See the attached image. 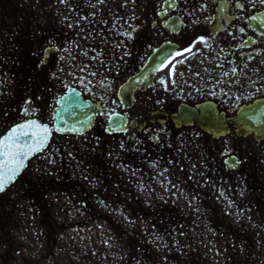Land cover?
<instances>
[{"label": "flooded vegetation", "instance_id": "obj_1", "mask_svg": "<svg viewBox=\"0 0 264 264\" xmlns=\"http://www.w3.org/2000/svg\"><path fill=\"white\" fill-rule=\"evenodd\" d=\"M237 2L244 5L243 9L236 7ZM169 3H173V0H169ZM169 3H166V8L171 13L163 15L162 13L166 8H161L160 14L155 15L148 27L140 28L143 34L151 35L155 31L162 32L165 30L163 29L165 21L174 16L181 18L185 23V30L174 36L175 42L181 46H186L190 42H194L196 38L204 36L207 40V46L202 43L203 48L199 46L201 43H195L193 49L196 55L189 57V63L182 66V69L176 70V74L183 73L180 81L183 88L181 92L178 89L172 91L177 86L180 76L175 74V85H173V77L170 76V71H167L157 78L153 88L147 92L136 94L134 106L127 111L129 123L134 120L135 115H141L135 121L136 127L126 134L128 142L126 149L130 155L134 153L136 148L145 154L161 153L174 147L180 136H193L191 128H178L172 119L176 112L180 93L183 95L184 101L194 104L201 98L198 93L203 91L202 94L206 99L214 101L219 110L228 115L238 108V104L244 103L242 97L246 100L245 102L256 97V91H251L250 88H259L255 75L245 81L246 73H252V68H254L255 73L256 66L264 57V43L261 41L263 37L249 29L248 22L251 20L249 19L251 16L259 15L264 11V4H261L259 0H187V2L175 0L174 7H169ZM26 5L31 11L21 10V14H27V19L31 23L28 31L22 33L26 39L24 47L30 45V42L35 39V26L39 24L37 18L34 17L35 2L29 1ZM24 8L19 0H0L1 34L8 29L10 20H14L11 29L17 25L19 9ZM194 20L198 22L193 23ZM219 25L223 31L213 33L212 31ZM39 27H37L38 31ZM240 28H244L245 31L241 33ZM13 31L7 33L11 42L18 37ZM42 35L47 38L52 37V34L49 33H42ZM58 36L61 37V34ZM8 51L18 52L19 49ZM137 52L135 50L134 54L136 55ZM2 53L3 44L0 42V56ZM196 58L202 63L197 64ZM234 67L237 68L235 74L231 71ZM225 72L229 75L224 76ZM197 73L199 74L197 75ZM242 78L243 81H241ZM161 79L166 81V85L159 83ZM237 80L240 81L239 85L235 83ZM253 81L256 83L253 84ZM169 86H171L170 92L168 91ZM187 87L188 90L185 92L184 88ZM157 110L161 112L160 118L163 119V122L158 119H155L154 122L150 121L151 114ZM143 121V127L139 128Z\"/></svg>", "mask_w": 264, "mask_h": 264}, {"label": "rangeland", "instance_id": "obj_2", "mask_svg": "<svg viewBox=\"0 0 264 264\" xmlns=\"http://www.w3.org/2000/svg\"><path fill=\"white\" fill-rule=\"evenodd\" d=\"M23 78L24 74H22L17 84L21 82ZM104 85H107V83H104ZM23 95H27L33 99L36 96H39L41 98L40 101L35 103V105L39 108H42L48 101L44 94H32L26 91ZM28 107L31 112V106ZM0 113L7 112L5 111ZM0 117L5 118L6 116L1 115ZM240 142L246 150L252 149L251 146H253V141L245 139ZM251 152L256 156L254 162L255 166L263 169L264 163L263 166L260 165L257 154H263L264 159V144L262 147L258 146L256 150H252ZM186 155L191 157L193 156L192 153H186ZM183 157L185 158V156ZM67 163H69L68 160ZM77 166H79V163ZM188 171L189 177L193 178L192 168L188 169ZM194 180L195 181L193 183L191 182L188 185L189 188L193 189L195 192L200 191V196L195 197V200H193L190 197V194L187 193L185 180L184 185L181 186L183 188L179 191L174 189L171 192V186L168 181L163 185V192L159 190L156 185L152 186V192H156L158 197L164 198L163 200L168 199L172 202L179 203L192 212L191 226L188 228L179 230L178 232L160 234L161 236L157 234L155 237V233H143L145 238L150 241L149 244L159 254L160 258L157 261V264H171L169 257L176 254L188 259L203 258L210 264H227V261L230 260V254L234 250L228 244L223 243V241L226 240H220V235L224 234L225 236L226 234L215 232L206 222L205 215L200 213L202 211L197 210L195 207L196 203H198L199 207L207 202L214 205L221 213L220 218L226 221V224L231 226L228 234L233 235L234 231L235 234L238 235V248L236 250V252H238V264H242L246 261L248 264H259L261 260H264V244H261L264 240V227H262V225H264V216L260 217L256 214V212L250 210L253 207L254 199H252L249 195L245 196V193L242 190V198L238 195L237 212V209L232 207L233 201L236 199L235 196L231 195L233 200L230 202V196L225 193V190L220 194H215L218 185L214 183L205 184L204 182L203 184H200L195 177ZM163 181H165L164 178ZM238 183H240V178H238ZM243 188L245 189L244 183ZM19 202L20 200L11 199L12 208L9 207L7 219L11 220L12 230H14V232H12L13 236L10 241L5 244V250L0 248V260H11L13 264H37L38 258L48 252V244L46 245L45 240V231L41 229L37 219L34 218L32 211ZM73 208V205L69 201L63 202L62 204L54 207L53 211L55 213L56 220L59 221L60 224H65L67 226L70 224L73 226L79 218V220H85L82 216H80V212H77ZM209 219L210 218H207V220ZM240 229L242 230V233L239 232ZM90 230L94 229L91 228ZM86 231L87 232H85V234L90 236L91 240L94 241L93 243L95 244L96 241H108L110 240L108 237L112 238L110 233L106 234L102 233V231H92L94 233H90L87 229ZM240 236L243 242L244 239H246L244 242L245 244L250 240H252L255 244H249V246H251L250 252L252 253L249 257H247L244 252V247L242 245L243 242L239 239ZM157 237L160 239H157ZM61 243L62 247L66 245L64 241ZM93 247H95V245H93ZM68 252L70 251H66L65 249H63V252L56 251L52 254V260L54 262H51L50 264H68V260L62 258L65 254H68ZM240 261L242 263H240ZM73 263L80 264L81 260L74 261Z\"/></svg>", "mask_w": 264, "mask_h": 264}, {"label": "snow or ice", "instance_id": "obj_3", "mask_svg": "<svg viewBox=\"0 0 264 264\" xmlns=\"http://www.w3.org/2000/svg\"><path fill=\"white\" fill-rule=\"evenodd\" d=\"M77 0H58V3L65 5L67 9H69V14L64 16V21H68L71 13L73 11H76V9L72 8V4L76 3ZM133 4H135L136 0H131ZM187 2V0H185ZM261 4H264V0H259ZM105 0H96V4H90L89 7L92 9H95L98 4H104ZM128 3V0H125V4ZM165 3H169V0H165ZM175 0H173V3H169V7H174ZM79 7L77 3V8ZM236 7L243 9L244 5L237 2ZM163 15L167 14V9L164 10L162 13ZM92 16H95V12L91 13ZM89 16H79L77 15V20L75 22H69L67 23V27L69 28H75L78 26L80 20H88ZM249 19L256 20V16H251ZM198 21H193V23H197ZM106 23V22H105ZM167 21H165V25H167ZM173 23H175V20H173ZM260 27L264 28V24L260 25ZM136 29L133 27L131 31H126L122 33L123 35H126L129 39H134L132 33L135 32ZM239 31L243 33L245 31L244 28H240ZM264 35V32L261 33ZM87 38V35L85 36ZM46 46L42 48V58L39 60V63L36 64V70L43 71L44 68L47 67L48 64V56L49 53L55 54L57 52H60L62 49V45L60 47H56L57 40L55 36H52L51 38L45 37ZM171 44V41L168 42ZM195 43H203L207 46V40L204 36H200L196 38L194 42H190L188 45H186L182 50H175V53L173 55V52L167 51L163 47L160 49H157V56H159L161 53H163L162 58L157 60V57L152 58L153 64L156 65V67L152 68V71L159 70L161 65H164L165 62H169L170 64V76L173 77L172 84L175 85V74H176V65L177 64H183L185 63L186 59H188L191 56L196 55L195 52H193V48L195 47ZM148 48H151V45H148ZM67 51L66 49H64ZM91 51L96 52V49L93 48ZM189 54L188 57L185 56V54ZM33 56L41 55L40 52H33ZM84 56H88V52H83ZM101 55V53H97L95 56L90 57L91 60H98V57ZM130 51H125L123 53V56H121V59H123L124 56H130ZM177 57H183V59H177ZM65 58L63 56L60 57V60L63 61ZM143 59V58H142ZM101 64L104 63V61H98ZM87 66L81 67L80 71L83 72ZM232 73L235 74L237 72V68H232ZM64 72V68H58L56 72L47 73L46 75L48 78L60 81L61 84L68 88L67 95L69 96H79V93H77L75 88L68 87L67 84H65L62 80V77L60 73ZM199 73H197L198 75ZM91 76L95 77L97 75L96 72H91ZM180 75H183L181 73ZM229 74L227 72L224 73V76H228ZM79 83L86 88L89 92H91V88L88 87L89 84L92 82L89 80L87 83H85L84 77H78ZM5 81L0 79V84H3ZM138 83H142L143 81H136ZM162 85H166V81L161 79L159 81ZM237 85L240 84V81H235ZM253 84L256 82L253 81ZM101 86L107 90V86L104 85V82L101 81ZM256 91H260L259 88L256 89ZM4 93L0 91V96H3ZM40 97L36 96L34 99L32 97H28L25 95L22 98L23 105L31 106V112L29 111V107L23 108V115L25 116H34L38 109L35 108V103L40 101ZM66 97L64 95L60 96L57 100V103H61L64 101ZM159 102V101H158ZM82 103V102H81ZM80 104H77V107H79ZM103 114V113H101ZM0 115H7V113H0ZM245 116L248 120H253L254 117L251 115H248L245 113ZM115 117V118H114ZM108 120L110 123L109 130H120V131H126V128L124 127V124L119 119V113H111L108 114ZM51 128L49 127L48 123H41L38 119L29 118L24 120L23 122L16 123L14 126H12L10 129L7 130L5 133H0V193H5L8 188L15 183L17 178L20 176L21 172L26 167L25 161H27L30 157L37 155L38 153H41L46 145L48 144L49 137L51 135ZM57 131H63V129L57 128ZM72 131H76V129H72ZM120 148H124V143L121 142ZM138 150V149H137ZM44 159L48 161V163H54L49 157L45 156ZM239 160H233L232 167H235L237 164H239ZM155 167V165H152ZM120 167H124L123 165H120ZM167 169H165V172ZM86 178V177H85ZM103 203V202H101ZM157 239H160L157 237ZM107 243V242H105Z\"/></svg>", "mask_w": 264, "mask_h": 264}, {"label": "water", "instance_id": "obj_4", "mask_svg": "<svg viewBox=\"0 0 264 264\" xmlns=\"http://www.w3.org/2000/svg\"><path fill=\"white\" fill-rule=\"evenodd\" d=\"M164 49H168V46H166ZM159 56H163V53H161ZM136 81L138 80L126 84L120 89L119 97L122 103L125 104L126 100L128 99L129 92L132 94V91L134 89L133 85L138 83ZM81 102L82 99L79 96L78 97L70 96L63 101L62 107L58 111V114H61V118L64 119V120L61 119V122L66 124L65 126L63 125V127L69 128L71 130L79 127L80 122H82L80 121V119L86 117L87 115V113L83 115V107L86 106V103L84 102L81 103ZM77 104H80V106L77 107ZM263 107L264 106L261 103H259L257 106L254 107V110L248 111L246 113L248 114L254 112V114H256L257 121H261V120L264 121ZM239 118L241 119L240 121L244 124V126L250 125V121L246 118L245 112L241 113Z\"/></svg>", "mask_w": 264, "mask_h": 264}, {"label": "trees", "instance_id": "obj_5", "mask_svg": "<svg viewBox=\"0 0 264 264\" xmlns=\"http://www.w3.org/2000/svg\"><path fill=\"white\" fill-rule=\"evenodd\" d=\"M182 217L181 216H179L178 214H176L175 212H171L170 213V216H168V217H163V220H164V224H168L169 222H168V219H173L174 221L175 220H177V219H181ZM146 261L148 262V263H152L153 261H154V255L148 250L147 251V254H146ZM172 258V259H171ZM170 259L172 260V262H176V259H175V257L174 256H170Z\"/></svg>", "mask_w": 264, "mask_h": 264}]
</instances>
